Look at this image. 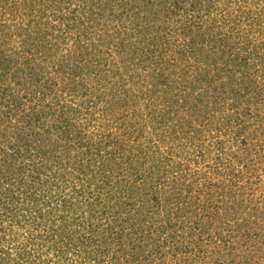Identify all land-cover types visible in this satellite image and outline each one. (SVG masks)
Wrapping results in <instances>:
<instances>
[{
    "label": "rangeland",
    "instance_id": "rangeland-1",
    "mask_svg": "<svg viewBox=\"0 0 264 264\" xmlns=\"http://www.w3.org/2000/svg\"><path fill=\"white\" fill-rule=\"evenodd\" d=\"M146 1L0 0V62L37 73L0 63V159L19 137L84 229L0 220V264H264V0Z\"/></svg>",
    "mask_w": 264,
    "mask_h": 264
},
{
    "label": "trees",
    "instance_id": "trees-1",
    "mask_svg": "<svg viewBox=\"0 0 264 264\" xmlns=\"http://www.w3.org/2000/svg\"><path fill=\"white\" fill-rule=\"evenodd\" d=\"M161 1L163 3H166V2L170 3L172 0H165L166 2L164 0H161ZM146 4H150V0H147ZM171 9L172 7L170 5L169 12L171 11ZM155 12H158V11L155 10ZM258 53H259V49L257 51V54ZM10 56H7L6 54H4V57H2L1 62L3 64V67H2L3 69L0 68L2 69V71H4L2 72V75H4V73L10 74L13 76V78H16V76L18 75L20 76L28 68L29 77L26 79L25 84H29L31 82L30 79L36 78L37 73H35V69L34 70L32 68L30 69V66H28L27 68L25 67L24 69L22 67L18 69L19 66L16 64V67L13 68L12 63L14 65V59H12ZM247 56H251V54ZM259 56H263V55H256V57H259ZM236 59L241 61L239 56H236ZM260 60L262 64H264V57H261ZM18 79L21 80V82L23 80L20 77ZM21 82H19L20 83L19 85L27 89L26 85L25 86L22 85L23 82L22 83ZM37 82H39L38 79H37ZM12 99L14 100L15 104H14V109L10 111L11 112L10 114L14 115L18 119L16 123L20 125L23 122L22 121L23 118L25 119L27 118V116H29L28 113L26 112V109L24 107H23L24 109L21 108L24 98L17 100L16 98L12 97ZM29 99L32 102H38L36 94L31 96ZM38 99L41 100V98H38ZM34 105L36 108L37 103H34ZM1 130H2V124L0 123V131ZM18 132H20V130H18ZM21 132L23 131L21 130ZM39 134L40 132H36L34 134V139L36 142L41 144V138H40L41 136ZM43 142L44 141L42 139V143ZM15 147L17 148V151L14 150V152L10 156V159L12 160L11 163L6 162L5 164L4 157H1L2 160L0 159V220L9 219L11 220V223L13 224L16 223V224L21 225L22 223L21 214H24V212H29L30 216L24 217L26 218L23 221L25 224H28L30 222L31 224L34 223V225L37 226V228L41 226H46L45 229H50L52 231V234L54 233V236H52L53 238L55 237V235L57 236L59 235L60 236L59 240H65V242L68 243V246L72 248L73 247V241L71 242V240H73L71 238V236L73 235L72 233L78 230L83 231L84 229L80 225H78V227H81L80 229L72 231L73 227H71V233H69L70 228H68V224H67L69 221H65L69 219H67L65 215V211L63 210V207H67L68 209H70V211H73L77 208L75 206L76 204L74 205V203L72 202V198H69V197H68L69 199L65 198V196L63 197L61 196V194L56 196L53 192H51L50 187L48 188L49 183L46 180L43 182V179L40 176L41 173H40L39 168L35 166H30L28 165V163H25V160L28 158V154H30L29 152L30 150L24 143H22V140L19 137H17L16 145H13V148ZM39 148L40 146H36L37 150H40ZM46 156L50 158H54V160H56L59 157V154H54V155L48 154ZM1 161L5 164V167L3 166V163ZM29 167L31 168V170H28ZM27 173H29V175H27ZM65 181L67 180L64 179L63 184H65ZM69 182L70 181H67L66 185H70ZM46 186L49 189L48 191L49 200H53V199L58 200L59 203H55V202L52 203V201L44 203V201L47 200L46 193H42L40 188L44 189ZM45 204L46 205L48 204L47 206H49L48 207L49 209L46 212L43 211L45 210L43 209ZM3 217H5V219ZM56 223H62L63 225L62 224H61L62 226L57 225ZM90 229L92 232L93 228L91 227ZM95 234H96V231L94 230V235ZM40 237H43V235L37 236V240H40ZM53 238L52 240H54ZM44 239L47 240V241H44V243H48L50 241L49 239H46V238ZM90 239H91L90 242L94 243L95 239H93L92 236L90 237ZM59 240H54L56 241L54 246L59 245ZM31 247H33V244H31ZM92 252L90 251V254H92ZM96 252H99V251L96 250ZM85 253H86V256H88L87 252ZM199 253L201 254L200 257H204L202 252H199ZM28 255H29L28 252H26V256ZM203 264H208V263H206L205 261L203 262Z\"/></svg>",
    "mask_w": 264,
    "mask_h": 264
}]
</instances>
